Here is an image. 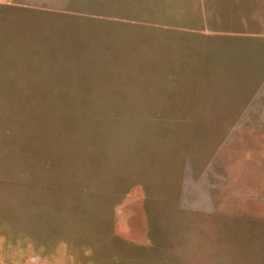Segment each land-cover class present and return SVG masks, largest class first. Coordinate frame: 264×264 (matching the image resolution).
<instances>
[{
  "label": "rangeland",
  "instance_id": "1",
  "mask_svg": "<svg viewBox=\"0 0 264 264\" xmlns=\"http://www.w3.org/2000/svg\"><path fill=\"white\" fill-rule=\"evenodd\" d=\"M143 2L0 0V264H264V131L218 112L254 88Z\"/></svg>",
  "mask_w": 264,
  "mask_h": 264
},
{
  "label": "crops",
  "instance_id": "2",
  "mask_svg": "<svg viewBox=\"0 0 264 264\" xmlns=\"http://www.w3.org/2000/svg\"><path fill=\"white\" fill-rule=\"evenodd\" d=\"M143 1L142 14H145L148 3L146 5L147 0ZM157 1L150 16L156 14L157 20H161L159 14H164V8L171 10L169 23L173 26L175 59L189 58L188 61L195 70H206L213 75L217 74L218 67L219 70H223V67L234 70L231 76L234 80L239 79L235 84L240 94L241 89L254 88L250 95L242 97V93L239 97H230L233 98L228 102L231 105H224L218 112L226 114V119H251L264 131V0H164L163 5L161 0ZM125 203L127 206L124 207L128 208L129 205L130 209L131 194ZM143 208L148 216L146 207L141 202V209ZM113 218L115 221L111 217L107 220L108 235L115 249L121 252L120 244L133 240L117 236L116 233L120 226L118 224L125 226L126 218L116 220L115 214ZM128 231L130 233L131 229ZM101 243L102 241L99 246ZM103 247H99V257L101 252L111 256L112 252Z\"/></svg>",
  "mask_w": 264,
  "mask_h": 264
},
{
  "label": "water",
  "instance_id": "3",
  "mask_svg": "<svg viewBox=\"0 0 264 264\" xmlns=\"http://www.w3.org/2000/svg\"><path fill=\"white\" fill-rule=\"evenodd\" d=\"M142 196H143V190L140 187L136 186V188H134L132 190V194H131V204L132 205L130 206V208L131 209H137V212L140 213V216L138 215L139 224L135 227H132V229L130 231V235L133 236V238L131 237L132 239H135V237L139 238L140 236H141L142 240L145 239L142 236V234L144 233L145 224L143 226L142 222H144V221H142V219H141L142 213L140 211L141 210V198H142ZM128 207H129V205H128ZM138 240L141 241V239H138Z\"/></svg>",
  "mask_w": 264,
  "mask_h": 264
},
{
  "label": "trees",
  "instance_id": "4",
  "mask_svg": "<svg viewBox=\"0 0 264 264\" xmlns=\"http://www.w3.org/2000/svg\"><path fill=\"white\" fill-rule=\"evenodd\" d=\"M142 11V10H141ZM142 13V12H141ZM61 102H57V101H54V103H60V104H71V102L69 101H63V100H60ZM63 102H66V103H63Z\"/></svg>",
  "mask_w": 264,
  "mask_h": 264
}]
</instances>
